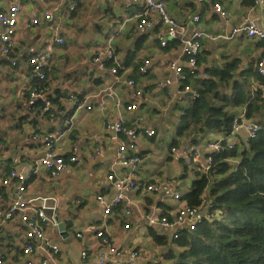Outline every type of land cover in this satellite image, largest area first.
<instances>
[{"label":"crops","instance_id":"crops-1","mask_svg":"<svg viewBox=\"0 0 264 264\" xmlns=\"http://www.w3.org/2000/svg\"><path fill=\"white\" fill-rule=\"evenodd\" d=\"M15 1L0 0V10L7 9ZM76 1V9L70 11L66 0H27L20 16L14 50L10 58L0 56V117L5 111L12 114V124H9L6 136L0 138V218L7 211L18 185L15 180L4 185L2 180L15 169L28 178L25 196L33 200V206L40 207L34 202L38 196H53L56 212L66 226L67 235L62 236L53 221L46 225L51 242L60 248L57 262L50 264H98L101 246L96 243L95 233L101 227L104 204L97 197L103 195L108 201L117 193L109 183V174L129 176L153 184L154 190H133L128 195L130 213L124 210L127 207L125 201L107 217L112 246L120 254L112 252L108 246H103L102 250L116 264H127L133 250L139 252L135 264L151 261L171 263L164 258L168 246L157 243L151 231L172 239L175 231L187 226L167 229L151 225L149 216L174 218L178 208L185 203L183 195L191 189L197 175L196 170L186 166L181 157L182 146L186 142L204 143L222 137L240 145L247 139L246 131L240 127L230 135L192 131L179 136L184 109L193 101L190 93L182 92L185 81L170 68L172 61L184 64L181 40H169L163 47L164 27L160 22L153 29L140 32L137 28L139 5H127L125 0ZM163 1L168 14L186 25L187 36L197 29L216 36L202 39L201 60L194 78L208 76L207 68L212 66L233 64L235 78L254 72L250 76L249 89L253 94L257 93L253 91V85L263 79L256 73V62L264 54V41L248 37L245 33H236L230 39L217 35L232 33L246 16L264 27V0H219L225 8L224 15L216 12L207 0ZM83 8L88 14L85 25L78 22ZM46 9H51L54 21L44 19ZM197 14L201 19L195 23L193 16ZM35 16L40 21L33 25L30 20ZM56 36L64 37L65 43H55L53 39ZM91 36L103 41L87 45ZM101 47H111L115 52V60L107 61L104 68L91 62L94 50ZM49 49L53 51V59L46 95L54 102L55 109L64 111L63 115L54 118L42 111L38 101L19 94L23 87L35 85L28 65L29 57ZM61 55L65 61L60 60ZM13 59L18 63L16 66L12 64ZM145 59H149L150 64L147 73L141 74L138 68ZM115 65L119 66L122 81L116 80L112 72ZM128 78L135 79V88L126 84ZM191 83L195 85L194 80ZM135 89L141 91V96H135ZM230 89L223 86L221 92L231 93ZM212 99L216 103L221 102L215 97ZM131 104L136 108L129 110L127 106ZM229 109L236 113V118L248 119L244 117L246 107ZM204 114H207L205 110ZM64 116L71 118L70 124L64 123ZM118 117L138 130L135 139L107 130L106 120ZM159 128L166 133L168 129H175L176 134L163 150L158 148L154 152L152 144ZM147 130L155 133L148 135ZM49 131L59 136L58 153L68 154L76 148L79 159L59 176L37 166L44 154L45 143L42 139H33V135ZM197 133L201 134L200 138L190 141L189 138ZM122 142H133L134 148L127 149L125 154L141 157L136 166L122 163L119 157ZM172 147L178 149V154L171 151ZM178 191L180 198L175 197ZM206 211L205 208L202 213ZM126 224L130 226L127 228ZM78 232L82 233L81 237ZM26 242V227L21 218L15 216L6 222L0 228L3 264H29L28 261L40 264L41 252L24 253ZM84 251H87L86 257L82 256Z\"/></svg>","mask_w":264,"mask_h":264},{"label":"built area","instance_id":"built-area-1","mask_svg":"<svg viewBox=\"0 0 264 264\" xmlns=\"http://www.w3.org/2000/svg\"><path fill=\"white\" fill-rule=\"evenodd\" d=\"M27 0H16L7 9L0 10V56L10 58L15 44H16V33L18 25L20 23V16L25 9V3ZM68 2V9L74 11L77 7L76 0H66ZM112 1V0H109ZM213 4L216 12L225 14V8L219 0H207ZM127 5L136 4L141 7V11L137 19V28L140 32H147L155 27L157 22H160L164 27V37L161 40V45L167 46L169 40L180 39L183 45V54L185 56L184 64L178 61L170 62V68L173 69L179 77L187 81L188 75H196L198 68V58L201 55L202 50V39L204 37L216 38L206 31L197 29L192 34L187 36L186 25L178 23L172 18L168 12L163 0H125ZM153 13L155 15H153ZM157 14V16H156ZM44 19L52 22L55 16L51 9H46L43 12ZM201 16L199 14L193 16V22H199ZM40 21L39 17L35 16L30 20V23L35 25ZM236 33H245L248 37L256 38L264 41V27H260L253 23L249 16L243 19V22L234 29L232 33L218 34L217 37H224L227 39L232 38ZM53 41L59 45L65 43V38L62 36H56ZM53 59V51L51 49L44 50L39 53L32 54L28 59V65L30 66L33 76L37 77L38 80L44 81L48 78V69ZM61 61H65V57L61 55ZM109 60H115V52L111 47H101L94 50L91 55V62L97 66L104 68L106 62ZM12 64L16 66L18 63L13 59ZM150 64L149 59H145L144 62L139 66V73L146 74ZM112 72L115 75L116 80L122 81L119 73V66L115 65L112 68ZM256 73L263 79V81L255 82L253 85L254 92H260L264 98V54L256 62ZM126 84L135 88L136 81L133 78H128ZM183 93H190L193 99L199 98L200 93L195 85L185 83L182 87ZM19 94L21 96H28L31 100H39L41 102L42 111L49 115L51 118L57 117V115H63L62 109H55L54 102L46 95V87L41 84L29 85L23 87ZM141 91L135 89V96H141ZM129 110L136 108L135 104L128 105ZM245 117V116H244ZM64 123L70 124L71 118L64 116ZM107 130L113 131L116 134H121L131 139H135L138 134V130L130 125L124 123L121 117L116 120L108 118L105 122ZM244 128L247 134V139H254L260 130L258 122L246 119L243 120L241 117L237 119L234 124V130L238 128ZM233 130V131H234ZM154 130H147L148 135H153ZM33 139H42L45 143L44 154L38 160L37 166L45 167L50 170L53 176H59L63 171L71 168L74 164L79 162L78 156L76 155V148L68 154H61L57 152V142L59 136L54 132H35ZM233 140L229 141L227 137L218 138L215 140H209L204 143L186 142L182 146L181 157L183 158L186 166L193 168L197 171L208 173L211 164L213 162V156L224 150L225 146L230 149L235 147ZM129 148H134L133 142L125 144L121 143L119 147V157L122 163L125 165L133 164L136 166L141 162L139 155L127 156L125 151ZM171 151L174 154H178V149L172 147ZM207 153V155H205ZM236 161V160H235ZM11 180L17 182V188L15 190L14 197L8 206L4 216L0 218V228L6 223L12 220L15 216H19L26 227V239L27 242L24 245V253L29 254L31 252H41L40 264H50L57 262V255L60 252V248L57 244L51 242L46 232V225L51 220L46 216L43 207H34L33 200L27 199L25 194L27 192V176L23 173L12 169L6 178L2 180L4 185H8ZM110 185L116 189L117 193L108 201L105 200L103 195H99L97 199L104 204V216L101 222V227L96 230L95 238L96 243L101 246L99 251V263L98 264H116L111 261L108 256L102 250L103 246L110 247L112 252L119 251L113 247V239L111 236L110 229L107 225V217L112 214L115 208L119 207L122 202L127 204L124 209L126 213H130L128 207L131 203L129 193L133 190H154L153 184H146L129 176H117L114 173L108 175ZM176 198H180V192L175 193ZM204 208L207 209L206 213L201 212L200 207L191 206L187 203H183L177 210L174 218L167 216H158L152 214L149 216V223L151 225L161 226L163 228H175L183 225L187 226V229L194 230L196 224L201 220V217L208 213V207L210 206L209 201H206V195H204ZM52 223V222H51ZM57 225L56 222H54ZM130 225L126 224L128 228ZM92 229V228H90ZM79 237L82 236L81 232H78ZM179 235L178 231L173 234L174 238ZM83 257L87 256V251L82 253ZM139 257V252L133 250L130 253V261L127 264H135V260ZM29 264L32 262L28 261ZM0 264H3V259L0 258ZM148 264H161L158 261H151Z\"/></svg>","mask_w":264,"mask_h":264},{"label":"trees","instance_id":"trees-1","mask_svg":"<svg viewBox=\"0 0 264 264\" xmlns=\"http://www.w3.org/2000/svg\"><path fill=\"white\" fill-rule=\"evenodd\" d=\"M200 60L199 57L198 64ZM234 70L233 64L212 66L207 68L208 76L188 75L185 81H195L210 109L204 114L201 98L193 99L184 109L179 136L192 131L230 135L238 119L230 107H246L245 117L258 122L260 130L256 138L241 141L240 146L235 143L233 149L225 146L215 154L208 173L196 172L197 177L183 199L202 212L208 190L206 201L210 206L194 230L178 229V237L172 239L151 231L157 243L168 246L164 258L174 264H264V98L260 92L253 94L249 89L254 72L235 78ZM33 77L32 83L47 87L48 78L41 81ZM223 86L232 92L222 93ZM213 97L221 102H214Z\"/></svg>","mask_w":264,"mask_h":264},{"label":"rangeland","instance_id":"rangeland-1","mask_svg":"<svg viewBox=\"0 0 264 264\" xmlns=\"http://www.w3.org/2000/svg\"><path fill=\"white\" fill-rule=\"evenodd\" d=\"M87 16L88 14H86V9L83 8L78 15V22L81 25H85L86 21H87ZM101 40L99 37L96 36H91L88 41L86 42L87 45H97L99 43H101ZM4 116L0 117V138H2L3 136H6V132L7 130H9V124L11 126V117L12 114L8 111L3 112ZM177 124V122L175 123ZM168 133L164 132L163 128H159L158 130V134L155 135L154 137V141H153V148L152 150L154 152L158 151V148H160V150H163L164 147H166L168 144L171 143V141L174 139L175 134H176V130L175 129H168L167 130ZM241 145V144H240ZM238 145V146H240ZM183 192L185 193V190H183ZM129 225V224H128ZM176 251H178L179 249L177 247H174ZM168 250V249H167ZM165 250V251H167ZM168 261H172V260H168ZM162 263V262H161ZM163 264V263H162ZM168 264H174V261H172L171 263Z\"/></svg>","mask_w":264,"mask_h":264},{"label":"water","instance_id":"water-1","mask_svg":"<svg viewBox=\"0 0 264 264\" xmlns=\"http://www.w3.org/2000/svg\"><path fill=\"white\" fill-rule=\"evenodd\" d=\"M190 95V94H186ZM202 102L205 105V113H208L210 109V103L207 100V98L203 95L200 96ZM201 134L197 133L194 134L189 138L190 141H196L198 138H200ZM34 202L41 207H43V210L48 217L53 222L57 223V227L59 229V232L62 234V236L67 235L66 226L63 224V222L60 219L59 214L56 212V199L53 196H38L36 199H34Z\"/></svg>","mask_w":264,"mask_h":264}]
</instances>
